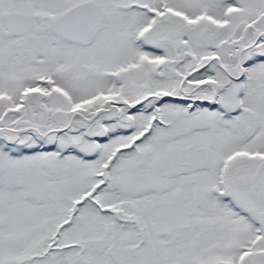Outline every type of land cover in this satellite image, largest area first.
<instances>
[{"label":"snow or ice","instance_id":"obj_1","mask_svg":"<svg viewBox=\"0 0 264 264\" xmlns=\"http://www.w3.org/2000/svg\"><path fill=\"white\" fill-rule=\"evenodd\" d=\"M0 264H264V0H0Z\"/></svg>","mask_w":264,"mask_h":264}]
</instances>
